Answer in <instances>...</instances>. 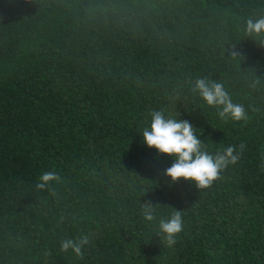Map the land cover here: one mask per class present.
Here are the masks:
<instances>
[{
  "label": "trees",
  "instance_id": "obj_1",
  "mask_svg": "<svg viewBox=\"0 0 264 264\" xmlns=\"http://www.w3.org/2000/svg\"><path fill=\"white\" fill-rule=\"evenodd\" d=\"M262 16L264 0H0V264H264V37L245 32ZM197 78L247 120H222ZM156 110L240 159L209 188L169 186L172 157L143 142ZM81 234L83 259L60 250Z\"/></svg>",
  "mask_w": 264,
  "mask_h": 264
},
{
  "label": "clouds",
  "instance_id": "obj_2",
  "mask_svg": "<svg viewBox=\"0 0 264 264\" xmlns=\"http://www.w3.org/2000/svg\"><path fill=\"white\" fill-rule=\"evenodd\" d=\"M27 2V0H26ZM245 32L248 36L264 37V16L245 22ZM264 45V39H261ZM231 57H240V53L231 52ZM192 83V82H190ZM194 93L202 98L207 106L218 108L222 120L246 121L247 113L242 104L234 103L229 92L220 82L209 81L207 78H197L192 83ZM150 123L142 130L143 142L150 149H155L160 155L172 157L173 163L165 170V175L174 185L180 180L195 185L197 189H206L220 179L221 172L229 165H234L240 159L244 145L228 146L215 155L210 154L199 138L197 129L187 120L166 116L162 110L149 113ZM264 169V162L261 164ZM60 177L55 172L42 173L36 187L45 189L53 181L59 182ZM143 218L147 222L156 219L154 206L145 203L142 210ZM159 234L167 247L177 243V239L184 231V220L181 211L174 210L166 219H160ZM89 243L88 237L81 234L78 238H68L60 242V250L75 254L83 259V248Z\"/></svg>",
  "mask_w": 264,
  "mask_h": 264
}]
</instances>
